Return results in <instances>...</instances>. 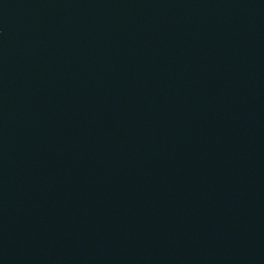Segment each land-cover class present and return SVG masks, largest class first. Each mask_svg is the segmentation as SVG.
Returning a JSON list of instances; mask_svg holds the SVG:
<instances>
[{"label": "water", "instance_id": "95a60500", "mask_svg": "<svg viewBox=\"0 0 264 264\" xmlns=\"http://www.w3.org/2000/svg\"><path fill=\"white\" fill-rule=\"evenodd\" d=\"M0 264H264V0H0Z\"/></svg>", "mask_w": 264, "mask_h": 264}]
</instances>
